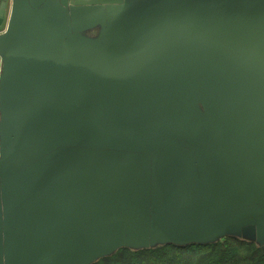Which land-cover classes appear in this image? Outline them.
<instances>
[{
	"label": "water",
	"instance_id": "1",
	"mask_svg": "<svg viewBox=\"0 0 264 264\" xmlns=\"http://www.w3.org/2000/svg\"><path fill=\"white\" fill-rule=\"evenodd\" d=\"M0 264L264 252V0H1Z\"/></svg>",
	"mask_w": 264,
	"mask_h": 264
},
{
	"label": "trees",
	"instance_id": "2",
	"mask_svg": "<svg viewBox=\"0 0 264 264\" xmlns=\"http://www.w3.org/2000/svg\"><path fill=\"white\" fill-rule=\"evenodd\" d=\"M94 264H264V252L254 242L226 237L206 245L168 244L138 251L122 248Z\"/></svg>",
	"mask_w": 264,
	"mask_h": 264
},
{
	"label": "crops",
	"instance_id": "3",
	"mask_svg": "<svg viewBox=\"0 0 264 264\" xmlns=\"http://www.w3.org/2000/svg\"><path fill=\"white\" fill-rule=\"evenodd\" d=\"M0 4H1V0H0ZM7 18H8V13H7V17H6V22L5 24L3 25V27H1L0 31L3 32L5 30V27H6V23H7Z\"/></svg>",
	"mask_w": 264,
	"mask_h": 264
}]
</instances>
